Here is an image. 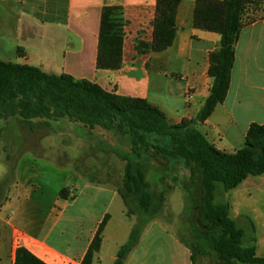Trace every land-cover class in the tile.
<instances>
[{
    "label": "crops",
    "instance_id": "1",
    "mask_svg": "<svg viewBox=\"0 0 264 264\" xmlns=\"http://www.w3.org/2000/svg\"><path fill=\"white\" fill-rule=\"evenodd\" d=\"M1 5L9 12L21 5L24 19L16 29L18 40L23 43L13 46L24 50L22 65L88 81L110 94L146 100L161 110L171 124L196 118L210 95L213 78L208 74L209 57L219 49L221 38L194 27L196 0H183L180 4L173 45L163 52L147 53H139L137 44L153 43L157 0H0ZM105 7H120L125 21L122 64L115 70L97 67ZM262 12L264 6L255 15ZM8 15L7 18L11 14ZM5 19L0 16V49L12 45L7 43ZM252 124H264V17L241 31L228 95L198 128L216 148L234 153L244 146ZM21 125L36 135L45 131L41 136L45 151L38 156L29 146L31 152L20 158L12 171V183L4 186L7 195L3 187L0 264H15L16 251L22 247L46 264H83L106 215L109 220L100 250L91 264H114L136 224L135 218L127 215L116 188L82 178L76 183L78 193L74 198L53 200L32 161L42 160L38 166L59 173L64 182L61 185L67 186L73 171L68 159L82 154L83 146L98 154L100 145L89 138L74 141L75 147L69 145L72 142L66 143L63 133L67 119L41 123L35 128ZM92 159V163L96 162ZM90 168L94 170V165ZM9 175L0 147V187ZM224 196L230 206L229 217L244 229L246 239L255 245L256 255L264 258V175L249 176ZM100 198H104L103 204ZM116 201L120 202L121 217L128 225L122 221L119 229L110 233L114 222L110 208ZM125 264L198 263L192 261L190 247L173 227L157 216L146 225Z\"/></svg>",
    "mask_w": 264,
    "mask_h": 264
},
{
    "label": "trees",
    "instance_id": "2",
    "mask_svg": "<svg viewBox=\"0 0 264 264\" xmlns=\"http://www.w3.org/2000/svg\"><path fill=\"white\" fill-rule=\"evenodd\" d=\"M183 0H157L153 22L154 40L151 45L138 42L139 53L163 52L171 47L176 37V15ZM264 0H196L194 27L218 34L220 47L209 57L208 74L213 78L210 95L196 118L171 125L166 115L146 100L121 97L104 91L96 84L75 80L71 76H55L41 69L6 62L0 59V117L8 110L19 115L21 121L69 117L91 126L110 129L119 122L132 137V154H127L123 191L125 205H130L137 215L128 242L120 249L114 264H125L131 250L137 245L146 225L154 218L155 195L147 181L145 171L139 167L135 151L149 145L148 136L170 139L173 148L160 149V154L181 157L194 163L201 173L202 209L194 207L197 225L206 234L211 245L210 254L216 264H264L256 255L255 245H246L242 227L229 217L230 206L218 200V193L235 189L249 176L264 175V124H252L244 146L234 153L216 148L208 141L198 126L222 104L230 89L235 63V46L245 25L259 20L257 15L247 20L248 14L258 13ZM124 16L120 7L102 10L99 69H119L122 64ZM193 173V172H192ZM0 187V207L4 201ZM130 210V209H129ZM132 212H128L130 216ZM202 217L199 218V216ZM148 217L152 219L148 220ZM109 220L106 215L82 261L91 264L100 250L102 234ZM192 251V250H191ZM192 261L196 263L192 251ZM15 264H46L25 248L16 251Z\"/></svg>",
    "mask_w": 264,
    "mask_h": 264
},
{
    "label": "rangeland",
    "instance_id": "3",
    "mask_svg": "<svg viewBox=\"0 0 264 264\" xmlns=\"http://www.w3.org/2000/svg\"><path fill=\"white\" fill-rule=\"evenodd\" d=\"M1 6L0 16L6 17L5 32L8 35L7 43L12 45L0 49V59H9L6 62L20 64L24 56V50L20 47L15 50L13 44L17 42L19 44L23 43V41L18 40L17 34L19 33L18 29H16L19 26V21L24 19L23 11L21 5L13 8V12L5 11L3 8L7 7ZM8 13L11 14L9 18H7L9 16ZM263 13L257 15H263ZM257 15L248 14L246 19L250 20ZM14 51H16V55ZM58 119H67L68 125L64 127L65 133H63L65 138H67L65 139L66 143L72 142L69 145L75 147L74 141H82L83 138H86V140L89 138V140H94L95 144L98 143L100 147L98 154H92L91 150L89 151L86 146H83L82 154L68 159V162L73 165V171L68 177L69 185L67 186L61 185L64 182L59 173L42 170L38 166L43 163L42 160L38 158L32 159L37 164V173L41 182L45 184L47 195L51 192L53 200L64 196L74 198L78 193L76 183L83 178L87 181L93 180L101 184L112 185L122 199L120 192L124 193L123 184L127 166L125 158L127 154H132L133 147L129 130L119 122H113L114 124L110 129H106L101 125L91 126L84 124L69 117L33 119L25 122L20 120L19 115H12L11 111L8 110L0 117V147L5 154V163L10 171L8 183H12V171L20 158L31 151L38 156L43 155L45 151L44 138L41 137L45 134V131L36 135L34 131L24 128L21 124L26 123L35 128L39 127L41 123L50 124V122ZM51 129L53 130V128ZM148 140L149 145L137 149L135 156L139 160V167L145 171L146 179L151 184V191L155 195L154 217H161L168 225L173 227L179 238L193 251L198 264H216L218 260L210 254L211 245L207 234L197 225V214L194 210L195 206L202 209L203 190L200 170L194 163H187L181 157H166L160 154L159 150L162 148L169 150L173 148L169 138L150 135ZM85 144H88V142ZM29 146H33L34 149L30 151ZM92 158L96 162L92 163ZM91 164L94 165V170L90 168ZM44 165L42 164V166ZM4 191L7 195L6 187H4ZM100 200L101 204H103L104 198H100ZM218 200L222 203L226 202L222 191L218 193ZM125 206L127 213L129 211L132 212L130 217H134L137 223V215L134 213L133 207H130V205ZM110 213L113 215L114 222L109 232L114 233L119 229L120 222L123 221L119 201L112 205ZM150 219L152 217H148V220ZM124 224L125 226L128 225L127 222H124ZM245 241L246 245H251L249 240L245 239Z\"/></svg>",
    "mask_w": 264,
    "mask_h": 264
}]
</instances>
